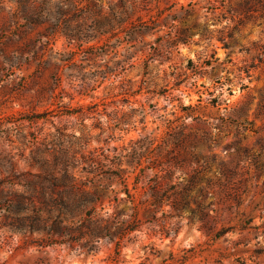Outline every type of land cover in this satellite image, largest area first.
Wrapping results in <instances>:
<instances>
[{"label": "rangeland", "instance_id": "374dc122", "mask_svg": "<svg viewBox=\"0 0 264 264\" xmlns=\"http://www.w3.org/2000/svg\"><path fill=\"white\" fill-rule=\"evenodd\" d=\"M195 171L177 197L212 231L163 196ZM240 263L264 264V0H0V264Z\"/></svg>", "mask_w": 264, "mask_h": 264}, {"label": "trees", "instance_id": "16d2710c", "mask_svg": "<svg viewBox=\"0 0 264 264\" xmlns=\"http://www.w3.org/2000/svg\"><path fill=\"white\" fill-rule=\"evenodd\" d=\"M196 172V173H195ZM193 173H191L187 179V182L181 187V189H177L176 187H172L164 190L163 192V196L165 198H167L169 200V204L170 207L174 210L180 211L183 210L185 208H188V214L189 216H191L192 218H195L197 221H199L200 226L206 230L212 231V226H210V224H208L207 219H208V214L206 212H204L201 208H200V204L197 202L196 204V208H189L188 207V200L187 199H183L182 201H180L177 197V195L181 194V193H186L190 190L191 186L194 185L195 183H197L198 181V172L195 171ZM198 192L203 195V190L201 188H198ZM160 199L157 200L158 202H160ZM237 202L239 201L238 198H236ZM247 222L243 221L239 224V229L240 230H244L246 229L247 226ZM230 228H221V230H218L216 232H214L213 236L214 238L219 237L222 233L228 231ZM243 264V263H240Z\"/></svg>", "mask_w": 264, "mask_h": 264}]
</instances>
